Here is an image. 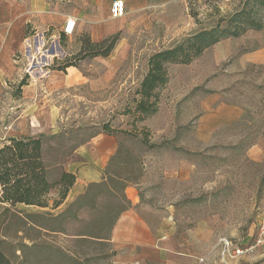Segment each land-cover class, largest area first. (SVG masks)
<instances>
[{
    "label": "rangeland",
    "instance_id": "374dc122",
    "mask_svg": "<svg viewBox=\"0 0 264 264\" xmlns=\"http://www.w3.org/2000/svg\"><path fill=\"white\" fill-rule=\"evenodd\" d=\"M78 1L41 0L40 5H34L30 23L21 22L10 34L9 48L0 58L2 71L7 73L0 80V145L11 137L33 135L41 138L44 153L52 161L60 156L65 158L75 145L106 133L104 126L108 125L113 130L110 134L118 136L120 145L125 148L123 153L131 163L132 172H136L134 178L141 176L139 158L147 160L150 153H155L163 161L170 159L173 151L178 156L188 153L194 161V174L188 185H180L182 192L178 202L188 201L179 213L221 216L223 222L215 226L219 234L232 238L243 249L254 245L258 226L264 219V148L261 158L257 160L253 155V161L246 157V151L252 142L253 146L257 145L264 135V65L244 71L225 88L226 101L248 102L249 113L241 121L220 128L208 146L189 142L194 138L193 122L178 127L175 136L161 139L141 123L134 129V117L127 113L128 108L134 107L135 91L154 52L173 47L218 22L226 26L227 20L241 10L244 3L248 4L247 0H211L206 4L197 0H151L156 6L146 8L149 23L121 32L120 41L106 60L77 58L84 39L81 35L91 36L85 29L80 34L76 29L72 36L61 39L62 20L80 7ZM251 7L249 4L248 8ZM257 34L259 37L255 39L259 46L264 42V28ZM126 46L128 51L124 54ZM120 59L123 61L111 80H106L98 89L90 87L91 80H100L113 68L108 62ZM66 62L77 64L72 67H77L89 81L68 88L62 87L60 79L53 76L50 81L45 80L48 74L73 72L57 69ZM230 64L227 59L225 67ZM175 70L176 67L169 66V82L164 89L168 103L176 95L175 85L178 89L182 87L177 84L182 75ZM23 81L26 84L21 86ZM30 84L33 85L29 89ZM28 89L44 101L38 100V105L33 107L34 102L29 104L33 97L27 95ZM201 93H205L203 87L192 91L193 96ZM144 138H148L149 144L143 143ZM181 140L186 144L177 147L176 143ZM186 148L194 151H186ZM163 183L160 180L156 186ZM51 198L52 203L56 196ZM92 201L90 194L65 208L62 214L52 208L50 211H41L38 207L12 208L14 213L27 219L21 226L15 217L6 226L10 235L7 242L12 245L8 252L14 255L13 262L111 264L108 240L113 221L125 202L119 196L114 198L108 194ZM20 228L21 233L17 235L15 231ZM241 264H264V246L246 251Z\"/></svg>",
    "mask_w": 264,
    "mask_h": 264
},
{
    "label": "crops",
    "instance_id": "0c3cea01",
    "mask_svg": "<svg viewBox=\"0 0 264 264\" xmlns=\"http://www.w3.org/2000/svg\"><path fill=\"white\" fill-rule=\"evenodd\" d=\"M113 1H78L80 7L68 15L77 20L75 31L77 29V33L80 34L85 29L91 33L94 41H100L118 32H130L129 29L147 25L149 20L146 8L156 6V2L151 0H124L126 14L120 18H113L111 16ZM197 1L206 4L211 0ZM40 2L41 0H0V58L9 48L10 34L21 22L30 23L34 5L35 3L40 5ZM66 20L65 18L62 20L64 25ZM258 31L260 30L249 29L238 37L222 39L207 48L190 64L173 65L176 67L175 71L182 75L177 83L182 84V87L178 89L179 86L175 85L176 95L169 103L165 102L166 90H163L159 111L141 124L151 128L155 136L159 135L162 139L164 136L170 138L175 136L178 127L193 122L194 138L189 142L195 141V144L204 147L212 143L215 133L220 128L241 121L249 113L250 104L245 101H226L225 88L242 76L244 71L264 65V42L258 46L256 40L259 37ZM247 48V51H242ZM127 51L126 46L124 54ZM100 58L106 60L109 56ZM227 59H230L231 64L225 67ZM122 61L123 59L115 63L106 62L111 67L113 64V68L100 80H91L90 87L96 89L103 87L106 80L114 77L115 69ZM2 69L3 65L0 62V80L7 75ZM70 69L73 72L68 74H48L45 80L50 81L53 76L60 79L62 87L68 88L89 81L77 67H69L67 70ZM216 74L218 76H215ZM98 81L102 83L99 84ZM32 85L27 87L30 89ZM197 87H203L205 93L195 97L192 91ZM29 89L27 95L33 97L29 104L34 102L32 106L35 107L38 100L44 101L39 94L37 96ZM27 95L25 92V97ZM176 144L177 147H181L186 142L181 140ZM263 148L264 135H261L257 145L253 146V142L251 143L246 151V157L251 161L253 155L257 160L260 159ZM123 150L125 148L120 145L119 137L109 133L97 134L72 147L65 158L60 156L52 161L47 159L42 147L47 177L50 181L58 180L64 171L76 176V182L65 201L52 211L62 214L65 208L78 203L87 196L90 184H103L111 179L122 180L125 182V188L121 198L126 207L121 209L111 228L108 240L113 253L111 264H221L217 249L218 240L221 237L233 240L217 232L215 226L223 222L221 216L182 215L178 211L188 201L178 202L182 192L179 188L193 177L195 165L192 157L188 153L185 156H178V153L173 151L170 159L165 158L162 161L155 153H150L147 160L138 159L142 172L141 176L137 175V178H134L136 172H132L131 163ZM186 151L194 150L186 148ZM125 178L128 180L125 181ZM160 180L164 183L156 186ZM50 196H57V191L53 190ZM19 206L37 207L25 204H18L16 207ZM38 208L41 211L51 210V207ZM235 245L239 246L237 243ZM202 258L206 260L201 262ZM242 259L243 254L232 260L231 264H241Z\"/></svg>",
    "mask_w": 264,
    "mask_h": 264
},
{
    "label": "trees",
    "instance_id": "16d2710c",
    "mask_svg": "<svg viewBox=\"0 0 264 264\" xmlns=\"http://www.w3.org/2000/svg\"><path fill=\"white\" fill-rule=\"evenodd\" d=\"M247 2L243 9L235 12L227 20L226 26L218 22L215 26L201 29L181 43L156 51L149 57L148 70L135 91L134 107L127 110V113L134 117L132 123L134 129L138 123L144 122L159 111L162 92L169 82V66L190 64L207 48L222 39L238 37L249 29L264 28V0H247ZM249 4L251 8H248ZM120 35L121 33L118 32L100 41L92 40L87 33L81 35L84 39L81 41L82 46L77 58L110 56L120 40ZM61 39H66L63 33H61ZM72 66L77 64L66 62L57 69L66 71ZM25 84V81L21 82V86ZM104 129L106 133L113 132L108 125H105ZM123 132L132 133L131 131ZM143 143L149 144L148 138H144ZM42 147L41 138L32 136L11 137L0 147V208L2 209L0 212V264H15L14 255L8 252L12 245L7 242L10 235L6 226L15 217L21 226L27 223L19 214L14 213L12 208L18 204H25L56 209L65 201L76 182V176L66 171L56 181L48 179ZM124 188L125 182L117 179H111L103 184H90L87 196L83 199L90 194L92 202H96V199L104 194L122 197ZM53 190L57 191V196L50 204L52 200L50 194ZM125 207L123 206L122 210ZM20 230L21 228L15 231L17 235Z\"/></svg>",
    "mask_w": 264,
    "mask_h": 264
},
{
    "label": "built area",
    "instance_id": "2783aa9c",
    "mask_svg": "<svg viewBox=\"0 0 264 264\" xmlns=\"http://www.w3.org/2000/svg\"><path fill=\"white\" fill-rule=\"evenodd\" d=\"M126 14V5L124 0H114L111 6V16L113 18H120ZM77 20L75 18L68 17L65 25L62 29V33L65 36H72L75 32ZM255 246H264V219L258 226V232L254 241V245H250L246 249L236 246L235 243L226 238L221 237L217 243V249L219 250V259L221 264H231V261L244 254L246 251H252ZM206 258H202L201 262H204Z\"/></svg>",
    "mask_w": 264,
    "mask_h": 264
},
{
    "label": "bare ground",
    "instance_id": "6f19581e",
    "mask_svg": "<svg viewBox=\"0 0 264 264\" xmlns=\"http://www.w3.org/2000/svg\"><path fill=\"white\" fill-rule=\"evenodd\" d=\"M40 63H43V62H40ZM40 63H39V64H40Z\"/></svg>",
    "mask_w": 264,
    "mask_h": 264
},
{
    "label": "water",
    "instance_id": "95a60500",
    "mask_svg": "<svg viewBox=\"0 0 264 264\" xmlns=\"http://www.w3.org/2000/svg\"><path fill=\"white\" fill-rule=\"evenodd\" d=\"M54 50H52V52H53Z\"/></svg>",
    "mask_w": 264,
    "mask_h": 264
}]
</instances>
